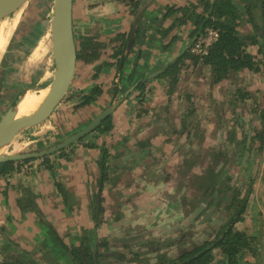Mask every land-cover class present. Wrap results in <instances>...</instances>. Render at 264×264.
<instances>
[{"label":"crops","instance_id":"obj_1","mask_svg":"<svg viewBox=\"0 0 264 264\" xmlns=\"http://www.w3.org/2000/svg\"><path fill=\"white\" fill-rule=\"evenodd\" d=\"M199 1L74 0L77 49L87 59L94 44L98 55L92 62L78 60L70 104H64L63 109L71 116L67 120L81 123L67 136L86 127L119 99L112 113L113 129L105 134L93 133L64 154L49 157L47 162H18L12 172L0 176V262L50 264L48 259H51L53 263L67 264L68 257L60 258L61 253L57 254L59 247L69 254L63 245L77 246L83 231L96 226L93 197L99 190L104 152L108 154L107 166L112 167L110 177L117 176L121 170L127 173L125 180L131 183L121 182L117 190L123 195L127 189L138 211L164 217L179 205V196L189 195L190 190L196 189L202 172L211 167L207 161L202 163L203 158L194 159L199 152L196 149L198 133L204 143H209L208 148L218 147L213 133L232 128L233 109L244 108L251 93L264 96V60L260 61L264 58V32L256 31L251 22L255 17L263 26L259 19L264 15L263 0H228L229 12L236 15L238 36L260 71L247 68L231 71L219 82L211 65L189 53L196 40L191 38L196 29L194 19L212 11L204 13V5ZM201 1L211 4L215 0ZM255 6L260 11L254 10ZM52 12L48 32L52 47L46 50L41 48V39L18 40L23 36L19 34L22 15H14L16 12L8 17L10 23L0 28L3 79L0 91L5 90L8 97L3 101H18L23 92L42 91L54 80L57 72L54 9ZM189 15L192 17L188 18ZM186 18V23L181 24ZM132 35L134 41L129 48ZM15 39L17 44L13 47ZM22 40H26L25 45ZM8 53L12 54L10 58ZM50 55L55 65L52 74L47 67L50 58H46ZM96 87L100 94L95 102L84 107L82 121L77 118L74 106ZM232 103L237 105L231 107ZM186 164L189 167L185 176L180 171ZM184 179L189 181V186L178 184ZM106 183L108 191L110 186ZM255 189V195L262 199L257 211L262 213L264 182L261 179L256 181ZM109 210L126 211L125 208L105 209ZM259 217L260 225L264 226V214ZM122 224L108 223V227L105 224L97 232L106 237L107 228L121 229L125 226ZM52 230L62 244L51 235ZM9 245L17 249L12 256L7 252Z\"/></svg>","mask_w":264,"mask_h":264},{"label":"rangeland","instance_id":"obj_2","mask_svg":"<svg viewBox=\"0 0 264 264\" xmlns=\"http://www.w3.org/2000/svg\"><path fill=\"white\" fill-rule=\"evenodd\" d=\"M54 1L27 0L16 11L14 15H22L19 22V34L22 33L23 36L18 37L20 42V38L29 37L30 41L38 38V41L41 39V48L44 50L47 47H52L48 32L51 29ZM4 20H6V23L11 21L8 17L2 21ZM2 21H0V28ZM16 40L12 42L13 47L17 44ZM22 41L25 45L26 40ZM11 56V53L7 54L8 58ZM46 58H50L47 67H50L49 72L52 74L55 68L54 62L51 55L46 56ZM262 60L264 58L260 59V61ZM48 75L49 73L45 78ZM2 80L0 76V83ZM41 83L43 85L44 82L41 81ZM70 89L71 86L65 97L55 105L53 111L44 121L35 127H28L24 130L25 132L23 131L17 135L14 145L10 148L11 154L19 151V148L36 150L55 144L60 141L58 137L67 136L71 130L78 127L77 124L81 121L67 120L71 116H68L67 110L63 109L64 104H70L68 103L71 98ZM251 94L246 98L249 101L244 103V108H241V110H237L238 108L233 109L234 113L230 117L232 123L230 130L229 127L226 131L214 129V131H218L213 133L215 145L218 147L208 148L209 143H204L203 137L200 138L198 133L196 149L199 152L194 156V159L197 157L203 158L202 163L207 161L211 163V167L202 172L201 180L197 183V186L195 185V190H190L189 195L185 194V196L178 197L179 205L173 207L174 211L168 212L164 217L154 215V213L151 216L150 213H145L147 211L144 210L138 211L134 201L128 196L127 189L123 194L124 196L117 190L118 185L131 183V181L125 180L127 173L122 170L118 173L115 171L118 175L110 177L109 170L112 167L110 166L109 169V166H107L108 180L105 183L110 186L109 192L104 184L101 195L97 196V193L93 197L95 229L84 230L80 238V244L69 248L79 249L88 240L87 245L97 247L99 257L96 264H168L181 254L211 240L220 228L234 217L238 210L245 209V213L241 214L239 221L235 223V229L245 232L252 239L250 241L251 247L242 249L232 264H264V226L262 223L260 225L261 217H259L264 212L257 211V206L262 199L260 196L255 195L256 181L261 179L262 183L264 182V96L262 98L261 95ZM4 98L8 99L6 91L2 90L0 91V119L7 109L17 101H3ZM81 101L72 109L77 118L83 121L85 116L84 107H77L84 102V97ZM234 105L232 103L231 107ZM95 133L96 135L101 134L99 132ZM223 135L225 137L221 139ZM75 144L49 157L62 155ZM15 145H17V148H15ZM37 160L45 161L43 158ZM187 167L189 166L186 164L184 169L180 171L184 172L185 176L188 170ZM187 182L189 181L186 179L179 180L178 184L184 186L188 184L189 186ZM58 188L61 190L60 187ZM103 191L106 193V198ZM251 196H255V198L250 199ZM125 198L128 200L125 201ZM245 200L246 203L244 204ZM252 204H254L253 207ZM31 205V208L35 211L33 203ZM109 207L125 208L126 211H105ZM129 220L130 222H128ZM108 223H117L118 225L125 223V226L121 229H116L117 227L107 228L108 236L102 237L97 231L105 224L108 227ZM147 224L151 227H148ZM97 244L98 246H96ZM7 252L9 256H12V253H16L17 249L14 245H9ZM59 253H61L60 258L63 255L67 256V264H71L70 253H63L60 247L57 253L58 256ZM213 256L214 260L211 264H230L220 249L213 251ZM48 262L50 264L59 263H53L51 259H48Z\"/></svg>","mask_w":264,"mask_h":264},{"label":"trees","instance_id":"obj_3","mask_svg":"<svg viewBox=\"0 0 264 264\" xmlns=\"http://www.w3.org/2000/svg\"><path fill=\"white\" fill-rule=\"evenodd\" d=\"M200 4L204 5V13H208L210 9L212 10L209 15H199L194 19V24H196V29L192 33V39L196 37V40L201 36L206 35V29H213L219 33L218 40L213 43L210 47L209 52L206 56L196 57L203 60L205 64L211 65L215 69L216 81L219 82L224 79L231 71H239L247 68L252 71H260L254 61L253 56L247 53L246 44L238 36L235 26L236 15L233 12H229V1L228 0H215L213 3L209 4L206 2L199 1ZM196 7V5H192ZM258 7V4H257ZM255 6L254 10H258ZM263 7V6H262ZM186 16V15H185ZM228 16L229 18H225ZM253 16V15H250ZM192 16L189 15L188 18ZM225 18V19H224ZM251 19L253 27L256 31L260 33L264 32V15H260L259 19L263 22V26L258 23V18ZM186 19L180 21L181 24L186 23ZM195 40V41H196ZM255 42V40H254ZM93 51L89 53V58L83 59V54L78 50V60H85L87 62H92L97 58V47L92 45ZM91 47V48H92ZM191 49L189 50V53ZM100 94V89L96 87L90 95L84 97V102L77 108H83L91 102L96 100V97ZM113 129L112 116L108 117L96 130L101 134L108 133ZM107 152H104V160L101 163V177L98 182L99 190L98 195H101L102 189L105 182L108 180V167H107ZM48 157H45V162L48 161ZM35 160V159H34ZM32 160L24 161L29 162ZM18 162L10 161L0 165V176L8 174L15 169ZM61 187V186H59ZM246 200L244 201V204ZM103 210V209H102ZM100 212V208H99ZM245 213V209H240L235 213L234 217L228 221L216 235L209 241L203 243L192 249L189 252L181 254L177 259L170 261L168 264H211L214 260L213 251L220 249L225 255L226 259L230 264L233 263L235 258L239 255L240 251L245 248L251 247L252 239L247 236L245 232H240L235 229V223L239 221L240 215ZM51 235L58 241H60L57 233L52 230ZM62 244V241H60ZM82 245L79 249H70L65 247L69 251L72 257L73 264H96L98 260L97 250L95 245ZM98 246V244L96 245ZM90 261V262H89ZM0 264H9L2 263Z\"/></svg>","mask_w":264,"mask_h":264},{"label":"water","instance_id":"obj_4","mask_svg":"<svg viewBox=\"0 0 264 264\" xmlns=\"http://www.w3.org/2000/svg\"><path fill=\"white\" fill-rule=\"evenodd\" d=\"M27 0H0V21L15 13ZM73 2L74 0H55L53 18L54 53L57 61V72L50 86V91L41 97L38 103L25 114H20V109L13 104L0 119V147L6 139L8 131L14 127V135L10 148L18 134L28 127L39 125L53 111V108L66 95L71 86L78 63V49L73 26ZM140 16V13L138 17ZM136 26V24H135ZM136 31V29L134 30ZM134 33V32H133ZM132 33V34H133ZM134 36H131L129 48L133 44ZM24 94V92H23ZM117 100V99H116ZM120 100L115 101L99 115H97L86 127L61 139L55 144L44 146L36 150L16 151L11 154L9 148L5 157L0 160V165L15 161L23 162L41 159L69 148L94 132L118 106Z\"/></svg>","mask_w":264,"mask_h":264},{"label":"bare ground","instance_id":"obj_5","mask_svg":"<svg viewBox=\"0 0 264 264\" xmlns=\"http://www.w3.org/2000/svg\"><path fill=\"white\" fill-rule=\"evenodd\" d=\"M50 91V86L42 91H32V92H26L23 94L22 99L18 100L14 104L18 106L20 109V114H25L27 111H30L41 99V97L48 94ZM31 101L32 104H28V102ZM14 135V127L11 128L7 135L5 141L2 143L0 147V160L3 159L8 152Z\"/></svg>","mask_w":264,"mask_h":264},{"label":"built area","instance_id":"obj_6","mask_svg":"<svg viewBox=\"0 0 264 264\" xmlns=\"http://www.w3.org/2000/svg\"><path fill=\"white\" fill-rule=\"evenodd\" d=\"M264 10V0H263ZM219 33L213 29H207L206 35L197 39L191 48V52L198 55L199 57L206 56L209 52L210 47L214 42L218 40Z\"/></svg>","mask_w":264,"mask_h":264},{"label":"flooded vegetation","instance_id":"obj_7","mask_svg":"<svg viewBox=\"0 0 264 264\" xmlns=\"http://www.w3.org/2000/svg\"><path fill=\"white\" fill-rule=\"evenodd\" d=\"M5 21H6V20H4V21L1 22V27H2V29L8 24V23H6ZM191 48H192V46L190 47V49H191ZM191 54H192L193 56L199 57L198 55H196V54H194V53H192V52H191ZM28 104H32V102L29 101ZM111 116H112V115H111ZM99 127H100V126H99ZM99 127H98V128H99ZM98 128H97V129H98ZM97 129H96V130H97ZM96 130H95L94 132H92L91 134L95 133ZM91 134H89L88 136H90ZM88 136H87V137H88ZM85 138H86V137H85ZM65 150H66V149H65ZM48 158H49V156H48ZM43 159H44V158H43ZM35 160H37V159H35ZM23 162H24V161H23ZM44 162H45V161H44ZM24 163H25V162H24ZM71 259H72V258H71ZM71 264H73L72 261H71Z\"/></svg>","mask_w":264,"mask_h":264}]
</instances>
